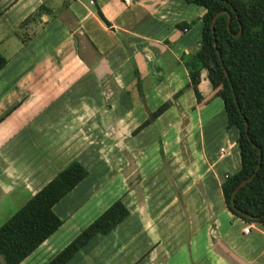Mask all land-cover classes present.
<instances>
[{
    "label": "crops",
    "instance_id": "1",
    "mask_svg": "<svg viewBox=\"0 0 264 264\" xmlns=\"http://www.w3.org/2000/svg\"><path fill=\"white\" fill-rule=\"evenodd\" d=\"M42 2L52 21L21 23ZM203 12L186 0H0V48L17 39L0 68V194L31 196L74 159L87 169L19 264H44L117 198L128 214L65 264H264V223L222 194L241 164L237 129L207 70L197 99L182 59Z\"/></svg>",
    "mask_w": 264,
    "mask_h": 264
},
{
    "label": "trees",
    "instance_id": "2",
    "mask_svg": "<svg viewBox=\"0 0 264 264\" xmlns=\"http://www.w3.org/2000/svg\"><path fill=\"white\" fill-rule=\"evenodd\" d=\"M186 1L204 7L198 48L182 55L190 85L200 100L199 82L202 71L207 70L212 87L223 99L226 127L237 129L241 164L221 183L225 203L242 218L264 223V0ZM222 9L225 11L213 25V16ZM44 13L54 15L42 2L21 23ZM98 13L110 25L100 8ZM177 26L185 29L190 22H178ZM6 61L0 52V68ZM166 106L162 103L152 114ZM86 173L80 161H70L0 224V256L5 264H19L61 224L52 207ZM252 173L233 197L235 187ZM128 212L122 199H115L44 264H65L95 234L109 232Z\"/></svg>",
    "mask_w": 264,
    "mask_h": 264
},
{
    "label": "rangeland",
    "instance_id": "3",
    "mask_svg": "<svg viewBox=\"0 0 264 264\" xmlns=\"http://www.w3.org/2000/svg\"><path fill=\"white\" fill-rule=\"evenodd\" d=\"M191 5H193V4H191ZM46 15L48 16V19H49L48 22L52 21V18H54V17H50L52 15H50L48 13H46ZM194 20H196V19H194ZM43 24L44 25L46 24L45 21H42V25ZM20 30L25 31L26 29L22 28ZM60 34H61V31L56 32L57 37L60 36ZM16 41H17L16 37H10L9 36L8 40L6 41L8 43V45L6 46V49L0 48V51L7 57V59L9 58V54L12 52L14 42H16ZM11 44H13V46ZM95 161H96V159H95ZM7 192L8 191H6L5 194L4 193L0 194V224L2 222H4L20 205L23 204V202L26 200V198H28L30 196V193H28L27 190L26 191L15 190V191H12V193H10V194ZM87 192L92 193L91 192V186L89 187V190ZM86 209H87V205L84 206L83 210H86ZM76 219H77V217H76ZM84 222H85L84 219L81 218L80 219V225L86 224ZM195 255H196V253H193L194 258H195ZM49 257H47V258L49 259ZM191 257H192L191 254H189V252L187 251L188 262H191ZM45 261H47V259H45ZM0 264H5L2 256H0Z\"/></svg>",
    "mask_w": 264,
    "mask_h": 264
},
{
    "label": "water",
    "instance_id": "4",
    "mask_svg": "<svg viewBox=\"0 0 264 264\" xmlns=\"http://www.w3.org/2000/svg\"><path fill=\"white\" fill-rule=\"evenodd\" d=\"M223 11H225V10L222 9V10H220V11H218V12L215 13V15L213 16V19H212V24H213V25H214V22H215V19H216L217 15H218L219 13L223 12ZM229 20H230V15L228 16V23H229ZM237 34H239V32H238ZM259 164H260V163H259ZM259 164H258V166H259ZM254 174H255V173H252L250 176H248V177H246L245 179H243V180H242V181H241V182L235 187L234 192H233V197H234V195H235L237 189H238L242 184H244L245 182H247L248 180H250V179L254 176Z\"/></svg>",
    "mask_w": 264,
    "mask_h": 264
},
{
    "label": "built area",
    "instance_id": "5",
    "mask_svg": "<svg viewBox=\"0 0 264 264\" xmlns=\"http://www.w3.org/2000/svg\"><path fill=\"white\" fill-rule=\"evenodd\" d=\"M221 149H223V148L221 147ZM249 229H250V224H247V225H245V226L243 227V231H244V232H248Z\"/></svg>",
    "mask_w": 264,
    "mask_h": 264
}]
</instances>
